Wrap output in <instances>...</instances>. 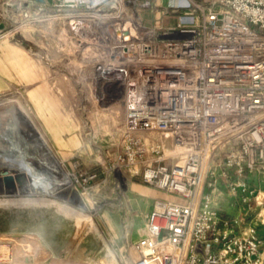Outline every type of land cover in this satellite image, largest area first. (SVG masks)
<instances>
[{"label": "built area", "instance_id": "built-area-1", "mask_svg": "<svg viewBox=\"0 0 264 264\" xmlns=\"http://www.w3.org/2000/svg\"><path fill=\"white\" fill-rule=\"evenodd\" d=\"M1 1L4 19L17 17L0 39L46 19L78 37L74 22H93L102 52L84 65L127 109L119 164L177 196L156 200L133 264H262L257 226L242 225V212L223 218L215 191L223 184L246 211L264 206L247 179L259 171L264 186V0H173L164 13L175 22L159 27L144 25L154 0ZM156 131L174 140L180 162L166 165L165 147L139 136ZM11 247L0 242V264H20Z\"/></svg>", "mask_w": 264, "mask_h": 264}, {"label": "rangeland", "instance_id": "rangeland-1", "mask_svg": "<svg viewBox=\"0 0 264 264\" xmlns=\"http://www.w3.org/2000/svg\"><path fill=\"white\" fill-rule=\"evenodd\" d=\"M172 1L154 0V11L144 12V25L159 27L165 24L164 18L171 23L174 14L165 15L164 8ZM4 6L0 0V15ZM14 16L12 12L0 28L9 29ZM4 38L19 39L26 45L29 69L23 83L17 68L8 63L0 66L4 71H0L4 78L0 80V173L9 170V163L33 169L34 156L41 161L47 158L20 116L22 108L16 101L20 97L70 173L73 186L66 196L30 195L21 202L0 205V242L12 246L15 261L20 264H133L138 256L133 244L144 235L156 200H175L177 196L147 185L140 175L119 164L127 115L123 97L105 98L95 68L84 65V58L101 56V47L87 38L86 42L94 44L80 47L84 38L72 34L66 23L50 19ZM139 136L165 147L170 154L166 165L182 160L174 140L163 132H143ZM137 167L141 169L140 164ZM247 179L257 191H264L259 171L248 173ZM216 198L224 213L233 217L242 212V225H256L264 238L263 205L250 211L242 209L223 184ZM84 213L95 221L101 235L86 222Z\"/></svg>", "mask_w": 264, "mask_h": 264}, {"label": "bare ground", "instance_id": "bare-ground-1", "mask_svg": "<svg viewBox=\"0 0 264 264\" xmlns=\"http://www.w3.org/2000/svg\"><path fill=\"white\" fill-rule=\"evenodd\" d=\"M74 23H76L77 25H83L82 27L77 26L75 29L76 32L79 33V37L84 39L87 38L90 40L92 39V41L93 39L98 37L96 33H90L92 29L90 30L89 28L93 27L92 21L85 20L80 23ZM126 26L130 27V22H127ZM101 31L103 30L101 29ZM16 101L22 108L20 115L22 120L27 123V125L33 132V137L37 139V141L44 148L45 153L47 154V158L46 160L41 161L38 156H34L33 169H27L23 166L15 167L13 163H9V170L7 172L0 173V205L8 206L14 203H18L21 202L20 200L22 198L30 195L42 194L52 197L66 196L73 186V181L71 180L70 173L66 171L61 165L60 160L48 144V141L43 132L40 131L38 125L32 119L30 112L28 111L26 105L22 103L20 97H18ZM166 137L171 138L170 136ZM117 167L121 168V166L119 167L118 165ZM54 190L56 191L55 193L53 192ZM73 191L74 195L78 196L79 198L80 195L75 190ZM50 192L54 194H50ZM82 216L85 218L86 222H88V224H90L91 227L94 230L98 231L101 235V232L97 227L95 221L85 213L82 214Z\"/></svg>", "mask_w": 264, "mask_h": 264}, {"label": "crops", "instance_id": "crops-1", "mask_svg": "<svg viewBox=\"0 0 264 264\" xmlns=\"http://www.w3.org/2000/svg\"><path fill=\"white\" fill-rule=\"evenodd\" d=\"M0 16L2 18L0 20V25H1V23L4 22V17L2 15H0ZM164 19H165V21H164L165 23L170 22L169 18H164ZM175 19L176 18H174V20L171 21V24L175 22ZM2 29H4V28H0V30H2ZM36 29H38V27ZM26 33H28V32H26ZM25 35L26 34H24V37L26 38ZM40 39H42V36L38 37V40H40ZM6 63H8L7 64L8 66L9 65L14 66L15 68L18 69L21 82H23V81L25 82L28 79L27 75H28V69H29V55H28V50L26 48V45L21 40H19V39L12 40V39H5V38L0 39V66L5 67ZM0 71L4 72L2 69ZM9 72H10V74H12L11 69H9ZM37 73L39 74V70H37ZM3 79L4 78L0 77V80H3ZM22 103H24V102L22 101ZM26 107H27V105H26ZM64 110L66 111V108H64ZM122 120H123V116H122ZM122 120H121V122H122ZM159 135H161V134H159ZM145 142L148 144L155 143V142H147V141H145ZM204 191H209V188L205 187ZM215 193H218V190H216ZM218 205L221 208V206H222L221 201H218ZM221 210H222L221 215L223 218H232L230 216L229 212H225V213L223 212V211H225L224 208H221ZM236 214H237V212H236Z\"/></svg>", "mask_w": 264, "mask_h": 264}, {"label": "water", "instance_id": "water-1", "mask_svg": "<svg viewBox=\"0 0 264 264\" xmlns=\"http://www.w3.org/2000/svg\"><path fill=\"white\" fill-rule=\"evenodd\" d=\"M37 3H43L45 0H34Z\"/></svg>", "mask_w": 264, "mask_h": 264}, {"label": "flooded vegetation", "instance_id": "flooded-vegetation-1", "mask_svg": "<svg viewBox=\"0 0 264 264\" xmlns=\"http://www.w3.org/2000/svg\"><path fill=\"white\" fill-rule=\"evenodd\" d=\"M15 121L13 122V124H12V126H11V130L13 129V128H15Z\"/></svg>", "mask_w": 264, "mask_h": 264}]
</instances>
